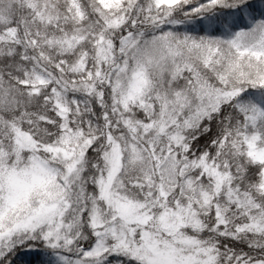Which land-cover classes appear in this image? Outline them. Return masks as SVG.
<instances>
[{
    "label": "snow or ice",
    "instance_id": "snow-or-ice-1",
    "mask_svg": "<svg viewBox=\"0 0 264 264\" xmlns=\"http://www.w3.org/2000/svg\"><path fill=\"white\" fill-rule=\"evenodd\" d=\"M0 264H264V0H0Z\"/></svg>",
    "mask_w": 264,
    "mask_h": 264
}]
</instances>
